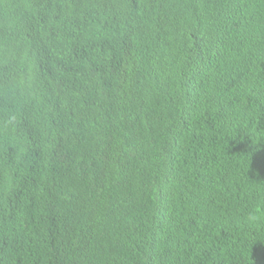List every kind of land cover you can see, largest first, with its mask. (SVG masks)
Segmentation results:
<instances>
[{"label": "trees", "instance_id": "16d2710c", "mask_svg": "<svg viewBox=\"0 0 264 264\" xmlns=\"http://www.w3.org/2000/svg\"><path fill=\"white\" fill-rule=\"evenodd\" d=\"M10 1L0 264H264V1Z\"/></svg>", "mask_w": 264, "mask_h": 264}, {"label": "clouds", "instance_id": "9594fccd", "mask_svg": "<svg viewBox=\"0 0 264 264\" xmlns=\"http://www.w3.org/2000/svg\"><path fill=\"white\" fill-rule=\"evenodd\" d=\"M3 0H0V2H2ZM257 1H264V0H257ZM6 4L8 5L9 9H10V15H13V12L16 11L17 9H19L17 6H15L10 0H6ZM63 20H67V19H63ZM230 33L231 35L234 34V29L231 27L230 28ZM233 39V37H232ZM231 39V40H232ZM211 64L216 68L217 72L220 75H225L221 69V61L220 62H216L213 61L211 58L206 57ZM227 66V65H226ZM228 68H232L235 69V66H227ZM233 82H238V74H236L233 78H232ZM150 117V116H149ZM244 220L247 224L251 225V226H259L261 224H264V202L258 203L256 205H253L251 208H249V210L247 211V213L245 214Z\"/></svg>", "mask_w": 264, "mask_h": 264}]
</instances>
